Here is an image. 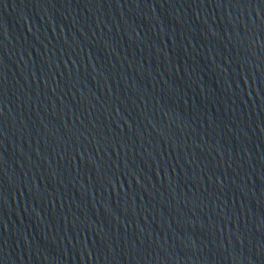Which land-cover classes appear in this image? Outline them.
<instances>
[{"label":"water","instance_id":"water-1","mask_svg":"<svg viewBox=\"0 0 264 264\" xmlns=\"http://www.w3.org/2000/svg\"><path fill=\"white\" fill-rule=\"evenodd\" d=\"M0 264H264V0H0Z\"/></svg>","mask_w":264,"mask_h":264}]
</instances>
